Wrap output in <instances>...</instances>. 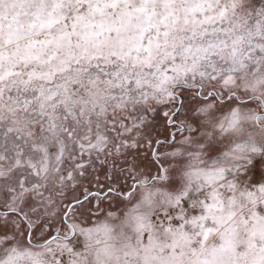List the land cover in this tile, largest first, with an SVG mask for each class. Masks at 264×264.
<instances>
[{
  "label": "snow or ice",
  "instance_id": "snow-or-ice-1",
  "mask_svg": "<svg viewBox=\"0 0 264 264\" xmlns=\"http://www.w3.org/2000/svg\"><path fill=\"white\" fill-rule=\"evenodd\" d=\"M0 264H264V0H0Z\"/></svg>",
  "mask_w": 264,
  "mask_h": 264
}]
</instances>
